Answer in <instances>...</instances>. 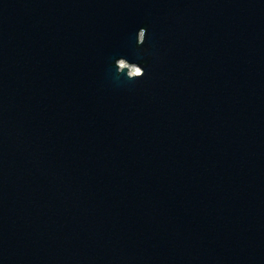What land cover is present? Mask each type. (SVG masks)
I'll return each mask as SVG.
<instances>
[{"label":"water","instance_id":"95a60500","mask_svg":"<svg viewBox=\"0 0 264 264\" xmlns=\"http://www.w3.org/2000/svg\"><path fill=\"white\" fill-rule=\"evenodd\" d=\"M0 264H264V0H0Z\"/></svg>","mask_w":264,"mask_h":264},{"label":"bare ground","instance_id":"6f19581e","mask_svg":"<svg viewBox=\"0 0 264 264\" xmlns=\"http://www.w3.org/2000/svg\"><path fill=\"white\" fill-rule=\"evenodd\" d=\"M132 67V66H131ZM130 70V69H129ZM137 72V69L134 67V69H131L130 72Z\"/></svg>","mask_w":264,"mask_h":264},{"label":"rangeland","instance_id":"374dc122","mask_svg":"<svg viewBox=\"0 0 264 264\" xmlns=\"http://www.w3.org/2000/svg\"><path fill=\"white\" fill-rule=\"evenodd\" d=\"M129 69L131 70V69H134V68L133 67H130Z\"/></svg>","mask_w":264,"mask_h":264}]
</instances>
